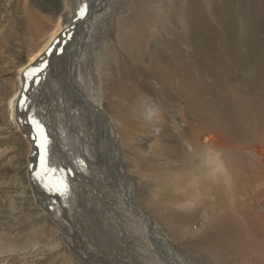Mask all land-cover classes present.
I'll return each mask as SVG.
<instances>
[{"label":"rangeland","instance_id":"obj_1","mask_svg":"<svg viewBox=\"0 0 264 264\" xmlns=\"http://www.w3.org/2000/svg\"><path fill=\"white\" fill-rule=\"evenodd\" d=\"M156 1L157 0H152V2H150V7L145 8L146 13H150L151 16L159 19L162 16L161 13L166 10V7H170L167 9L170 10L172 14L171 21L173 30L167 28L166 19H159L156 22L155 28L157 29V34L149 27V24L152 27V23H145L146 26L149 27L146 29L144 28L147 35L145 41H149L150 48L148 49H152V51L148 53V61H140L138 65L146 67L147 64L158 62L159 66H163L164 64L162 63H168L170 65L168 66L171 73L169 76L170 78L173 72L175 73L179 70L185 78H188L189 84L193 86V88L191 87V95L196 98L199 97L202 100L205 106V114L211 112V115L202 122L204 125H202V131L208 130L209 133H214V130L216 133L217 130L219 132L222 128L221 132L230 136L229 139L234 145V151L240 153L236 155L237 159L239 158L238 163L240 164L242 161L241 166H244L246 169V172H244L245 169H243V167L241 168V176L245 174V177L248 176L250 171L255 169L256 164L259 165V161L252 155V152H250L251 149L245 151V146L248 147L250 144L252 146H264V0H169L170 3L168 0H159L160 5H156ZM71 2L72 0H0V264H142L134 258L137 254H135L136 246H134L132 238L125 237L128 238V240L123 239L121 241V239L113 237L114 235L120 236L119 233L114 232V229V231L109 232L107 235L97 233L99 229H107V227H105L106 224L111 225L103 220V214L108 216V214L104 212L106 206L104 209H101V213L99 211L94 212L93 210L87 209L88 207H85L86 205L84 202L85 198L88 196L87 192L83 194L80 199L76 196V187L78 185H84L82 181L89 182V179H85L84 176V178L80 177L82 175L81 171H78L74 164L77 166L86 164L89 166L88 171L92 172V176L93 174H99L102 177L105 182L95 181L96 190L98 191L102 186H108V184L114 186L120 184L119 174L113 165V155L108 153L107 156V154L104 155L91 152L88 157L89 148L85 149L84 144L73 136L75 132L79 131L77 127L74 126L70 128L72 143L75 145L71 150V159L73 163L70 165L65 164L67 161L63 158V149L61 152L57 151L55 153L57 145L54 147L52 144L51 149H49L48 142L46 145V151H49V153L46 152L47 164L51 169H55L56 171L54 174L48 172L45 177V169L41 167L40 158H38L39 160H37L35 164L32 158L33 146L21 132L22 130L18 126L20 122L17 125V113L20 117L26 114V109L21 110L18 108L21 99L25 100L24 104H27V99H31L32 102L36 100L37 105H42L43 109L46 110L48 115L46 119L53 120L52 117H56V119L59 118L63 120L62 118H68L65 117L60 107L56 108V106L58 107L59 98L63 99V107L65 110L74 111L77 107L78 111H85L93 116L94 111L92 109L95 110L98 106H102V102L98 105L99 93H96L95 90H99L103 98L109 91H116L117 94L120 93L121 95H125L126 91L129 89L128 83L126 84L125 81V74L129 71H135V68L131 67V65L126 66L123 61H118V56L116 57L114 52L116 51V54L120 51H118L116 47L110 54L112 56L109 57V55H107L109 43L99 42V39L96 38L98 35L101 37V34L104 33L108 38L110 30L109 25L111 22L113 26L111 30L115 31L116 27H118L116 19L121 15L117 8L121 2L119 0H102V4L98 6V8H103V14H105L103 16L101 15V19H103L102 26L104 24L108 29L103 30V28L100 29V27L94 26L90 31L85 33L89 35L90 40L87 36H84V34L81 41L78 42V37L81 33H84V28H86V23L83 22L75 29L76 31L70 32L69 37H67V35L61 40L58 49L59 54L56 59H52V62L54 61L51 66L52 77L55 73L58 78H60V76L64 77V80L60 78L63 84L69 79L68 84L77 88V92L72 90L70 92L69 90L64 92L57 87L52 89L54 91L51 92L52 90L49 88L51 84L48 83L50 81L47 79L52 78L47 76V79H45V71L42 70L40 66L43 61L36 64V69L40 70L32 77V79H34L36 76H39L40 81L35 83L30 79L31 82H29L32 88L30 85V87L28 86L29 89H25V86L23 87V71L20 73V69L28 62L33 53L43 47L55 30L61 29L64 24L69 22L71 8L73 10V7L70 5ZM127 3L129 5L130 0H126V5ZM126 5H120L121 7H125V9L120 10L121 12L124 11V13L129 14L127 10H129L130 7ZM85 11L87 12V10ZM188 12L192 13L189 15L193 18L188 27L185 28L186 34L184 35L183 32L179 33L178 31L183 24L180 23L177 18L180 17L179 19H181L182 16ZM157 13H160V15ZM144 16H146V14ZM198 16H200L202 20V25L204 24L203 28H201L202 25L201 27L198 26ZM233 17L235 18L233 19ZM87 18L85 15L84 19ZM79 30H82V32L80 33ZM150 33H153L152 36ZM165 41L168 44L166 43L164 46L161 45V43ZM159 46H163L166 52L159 54ZM200 58H202L201 61H199ZM159 59L163 61H155ZM66 61L67 63L71 62L69 65V75L67 71L68 67H65ZM127 62L131 63L132 61ZM77 67H79V71H76ZM71 68L73 69L72 71ZM156 70L157 69H155V71ZM162 70L161 71L165 73V69ZM169 70L166 69V72ZM29 72L30 71L24 73V78L26 80L29 79L26 75ZM156 77L158 76H155V78ZM149 78L150 77H148V79ZM175 79L170 86H165L158 78L156 79V82L158 81L157 84L161 85L159 92L162 94L161 97H163V101L165 100L167 103L164 102L166 109L168 108L172 111L173 108L183 107L185 110L182 109V112L186 115H184L185 119L187 117L186 120H188V125L191 126L193 121L199 125L200 121L197 119L198 113L201 115L202 112H197L198 115L195 114L194 107H188L191 103L189 99L187 102L182 97L176 96L177 91L183 86L181 80L180 82L178 81L183 78ZM260 79L262 80L260 81ZM53 81L59 85L57 80ZM43 82H45V84ZM78 85L83 87L82 92H80ZM190 86L188 87L190 88ZM28 91H31L29 95ZM220 94H224V96L235 94L232 96L234 98L233 103H236L235 105H238L240 108L242 107L244 112L240 111L237 107L233 106L234 109H232L230 105L222 103L219 100ZM15 95L17 96V102L15 101L14 103L17 104H14L15 108L11 110L10 102ZM43 95L47 100L43 98ZM145 96L147 97V95ZM236 96L239 97V100ZM149 97L152 99V102L158 100L156 94H150ZM171 97L177 103L179 102V104L174 105L172 103V105ZM33 98H35V100H33ZM52 98H54V102ZM135 99L137 98L133 96V100L130 101V103ZM168 102H170V107ZM212 104L213 106H211ZM105 105L107 106L108 102H105ZM23 107H27V105ZM89 107L92 109L90 110ZM102 109L106 110L104 106H102ZM12 113L15 114L13 120L11 118ZM236 113H246L243 114V116L247 118V122L244 124L245 128L242 123L238 124L237 122V124H233L230 121L233 115H235L234 117L237 116ZM175 116L176 118L179 117L177 115ZM42 117L41 114H36V121H39L40 125L44 120ZM248 123L250 126L247 125ZM199 126L201 127V124ZM204 127L205 129H203ZM226 128L227 130L229 129L228 132ZM251 130L253 136L249 133ZM43 133L46 135L44 131ZM259 134H262V136ZM157 137L158 142H160L159 135ZM145 138L146 140L143 139L144 143L141 142L140 144L143 145L141 146L143 150L153 141L149 139V135L148 138L147 136H145ZM87 140L92 144L99 145L96 142L94 131H91L90 135L88 134ZM163 142L168 145L167 147H159L160 144L157 145V147H159L157 154L163 153L164 156L168 155V157H170L169 141L165 139ZM238 144H240V148ZM82 149L86 150V157L82 161H79L77 155H79V151ZM39 153L41 152L37 151V154ZM251 155L254 157H251ZM105 157L106 160H108L107 172L103 171V160ZM30 161L35 164V177H37L39 186L42 189V194L39 192H37L39 194L35 193V188L32 182H30ZM249 165L252 166V170ZM117 166L120 167V163H117ZM178 166L179 165L176 163L175 167ZM48 176H52V178ZM85 176L90 177L88 173H85ZM56 177L63 178V182L67 181L69 178L67 181V191L64 195H60L59 192L52 187L55 185L54 179ZM245 177L242 176L239 180L242 181ZM69 184L72 186L70 189L68 188ZM240 186L242 189H245V191H250L248 182H241ZM120 188H122V186ZM39 195H42L41 197L44 198L45 202H47V200L52 201L54 204L53 206H55L56 209L59 208L60 212L63 213L64 211L65 214H61L60 219H62L61 221L65 226H68L67 228L72 230L69 231L74 237L71 238L72 246H70L69 242L65 239L68 232H66V229L62 231L61 228H63V225L61 221L55 218L62 227L58 226L51 218V215L40 206ZM47 195H49V198ZM95 205L96 201L92 204V207ZM61 208H63V210H61ZM107 210H111L110 207ZM144 213L155 220V218L146 211ZM196 214L191 217L190 220L186 217L185 221L188 226L195 220L194 217H196ZM137 219L138 222H141L143 225L144 230H146L144 224L146 219L143 216H137ZM122 220L124 219L121 218L120 222L124 227L123 222L125 220ZM150 222L153 223L151 219ZM255 222L256 223H253L254 229L261 228V225L257 221ZM183 224L185 225V223ZM110 227L113 228L114 226L111 225ZM190 227L191 226H189V228ZM161 231L167 235L164 229H161ZM187 232L189 233L187 234ZM178 233H180V231ZM183 233L185 234L182 235H189L187 239H197L190 229L183 231ZM128 234L129 233H127V236ZM213 234L218 236L217 233ZM227 234L230 235V238H240L231 231H227ZM96 235H101V237H96ZM102 236L104 238L108 236L107 242L104 241ZM207 238L209 237L207 236ZM211 239L213 241L215 240V242L219 241L218 237H211ZM263 240L264 237H260V244L264 242ZM88 242L89 245L91 244L90 246H87ZM170 243L172 247L174 246L178 254H182V252L185 251L184 248L180 250L172 241ZM183 243H186V238ZM202 243L204 242L200 241L195 244V248L189 246V249H198L195 253L203 256V262H205V264H212L214 261H216L215 264H226L227 261L231 264H237V262L239 264V262L244 263L245 261L246 263L249 260L248 256L243 258L241 256L237 257L233 253V255H229L228 247H226L227 250L224 248V251H220V260H211L214 257L213 255L207 260L205 258L209 253H215H213L214 250L210 251L208 248V253H206V250L203 249L204 246L201 248ZM120 244L122 246H120ZM85 245L88 248L85 247ZM73 246L77 249L81 247L78 251L73 252L71 249ZM206 246H208V244H206ZM81 251H83L84 254ZM73 253L83 258L84 263L80 262ZM244 254L245 253H241V255ZM255 257L256 255L253 254L252 258ZM185 259H188L187 256ZM259 259H257L258 262H260L258 264H264V258H261L260 261ZM189 263L203 264L202 262L193 263L192 261H189ZM248 263L256 264V261L252 260L247 262V264Z\"/></svg>","mask_w":264,"mask_h":264},{"label":"bare ground","instance_id":"obj_2","mask_svg":"<svg viewBox=\"0 0 264 264\" xmlns=\"http://www.w3.org/2000/svg\"><path fill=\"white\" fill-rule=\"evenodd\" d=\"M119 1L121 2L119 6H117V8L119 9V13H121V15L116 19L118 27H116L115 31L111 30L113 27L111 25V22V24L109 25L110 30L108 38L105 33L101 34V37L99 35H96V38L99 39V42L102 41L106 44L109 43L107 54L109 55V57L112 56L110 54L113 50H115L116 47L118 48V51H120L116 53L118 55L115 54L116 51L114 52V55L116 57L118 56V61H123L126 66L131 65V67L135 68V71H129L125 74V81L126 84L128 83L129 88L126 91V94L121 95L120 93L117 94L116 91H109L102 98L100 95V91L95 90L96 93H99L98 105H100L102 102V106H104L108 111L103 110L102 106H98L95 110L89 107L90 110L92 109L94 111L93 116L88 112L78 111L77 107L74 109V111L65 110L63 107L64 101L63 99L59 98L58 107L56 106V108L60 107L65 117L68 118H62L63 120L59 118L56 119V117H52L53 120L46 119L48 115L46 110L43 109L42 105L38 106L35 98H33V100H35L33 102L31 101V99H27V104H24L27 105V107H21L20 105L18 107L21 110L26 109V114L23 117H20L17 113V125L20 122V125L18 126L22 130L21 132L23 133L24 137L31 143L37 154V151L41 152V149L38 147V144L41 141L38 136V130L34 127L32 121L36 120V114H41V116H43L42 119H44L43 121L41 120V125L43 126L42 129L47 136L49 149H51L52 144L54 145V147L55 145H57V150L55 151V153L57 151L61 152L63 149V158L66 159L67 162L65 164L67 165L73 163L71 159V150L75 145L72 143L70 128H73L74 126H76L79 131L75 132L73 136L77 138L79 142L84 144L85 149L89 148L88 157L91 152H97L104 155L107 154V156L108 153L113 155V165L115 166V169L119 174L120 184L115 186L108 184V186H102L98 191L96 190L95 181L105 182L103 181L102 177L99 174H93L92 176V172L88 171L89 166L86 164H81L80 166L74 164V166L77 167L78 171H81L82 175L80 177L89 179V182L82 181L84 185H76V196L80 199L81 196L83 194H86L87 192L88 196L85 198L84 202V204L86 205L85 207H88L87 209L93 210L94 212H100L102 211L101 209H104V207L106 206L104 212L107 213L108 216L103 214V220H105L106 223L113 225L114 227L112 228L110 227L111 225L103 224L105 225V227H107V229L103 227L104 229H99L97 233L107 235L109 232L115 230L114 232L119 233L121 237L117 235H114L113 237L119 238L121 239V241L123 239L128 240V238H132L134 246H136L135 254L137 255H135L134 257L136 258V261L141 262L142 264H191L189 263V261H192L193 263L202 262L203 264H205V262H203V256L195 253L198 249H189V246L195 248V244L202 241L204 242L201 244L202 246L200 244L199 245L201 246V248H203L204 246L203 249L206 250V253H208L207 248L210 251L214 250L213 253H215H209V255L205 258L207 260H209L212 255L214 257L211 260H220V251H224V248L227 250L226 247H228L229 255L235 254L237 257L241 256L243 258L248 256L249 260L247 262L254 260L256 261V264L260 263L257 259L260 258V261L261 258H264V242L260 244V237H264V146H252L251 144H247L248 147L245 146V151H249L251 149L250 152H252V155L257 158V161H259V165L256 164V167L254 166L255 169H253V171H250L248 176L245 177L246 174L242 175L245 178L240 181L239 179H241L242 177L240 174V170L242 167L243 169H245L244 166H241L242 161L240 164L238 163L239 158L237 159L236 155L240 153L234 151V145L229 139L230 136L222 133V128L219 130V132L217 129H215L218 133H215L214 130V133H209L208 130L202 131V122L211 115V112L205 114V106L202 100L199 97L196 98L195 96L191 95V87L193 88V86L189 84L188 78H185L180 70H175L176 72H173L170 78L169 76L171 73L168 69V66L170 65L168 63H162L164 65H161L162 69H165V73L162 72V69V71L160 70L161 66H159L158 62H149L150 64H147L146 67L138 65L140 61H148V53L152 51V49H148L150 48L149 41H145V38L147 39L145 29L150 27L151 29H153L152 31L157 34V29L155 28V24H157L156 22L159 19H166L167 28L173 30V24L171 21L172 14L170 10H168L170 7H166V10H164V12H162L161 10L162 16L161 18L157 19L156 17L151 16L150 13H146L145 11V8L150 7V2H152V0H130L129 5L128 3L126 5V0ZM159 2L160 1L157 0L156 5H160ZM88 4L89 0H72V2L70 3V5L73 7V10L71 8L70 20L67 23L71 24L80 19H83L81 23H78L76 24V26H74L72 31H74L84 21L86 23L84 33H81L82 30H79L81 35L78 37V39L76 38L78 42H80L83 35L86 32L90 31V29L94 26L100 27V29L103 28V30L108 29L106 25L104 26L103 24L102 26L103 19H101V15H105L103 14V8H98V6L102 4V0H93L94 8L92 11V16H87ZM120 5H126L127 7L129 6V10H127L129 14L124 13V11L121 12L120 9H125V7H121ZM82 7L87 10V12L85 11L83 15L80 14V9ZM145 14L146 16H144ZM157 14L160 15V13ZM189 14L192 13L188 12L184 14V17L182 16L181 19H179L180 17L177 18L178 21L183 24V26H181L178 31L179 33L183 32L184 35L186 34L185 28L188 27L190 21L193 18ZM85 15L86 18H89H87L88 20L84 19ZM234 18L235 17H233V19ZM147 22L152 23V27L150 24L149 27H147L145 24ZM66 24H64L61 29L59 28L58 30H55L48 41H46V43L43 45V47H41L30 56L28 62L20 69V73L21 71L26 70L27 72L31 71L28 68L31 67L30 65L32 64V67L36 66V64L38 63V59L41 57L50 43L54 40V38L65 28ZM201 25L202 20L200 16H198V26L201 27ZM203 27L204 24L201 28ZM69 34L70 32L67 33L68 36L65 35L64 37H69ZM202 34L204 35L203 32ZM84 36H87L90 40L89 35L85 34ZM64 37L62 39H64ZM166 41L162 42L161 45L164 46L167 43ZM163 46H159V54H163L166 52V49ZM58 49L59 46L57 48V54L54 53L56 58L59 54ZM202 58H200L199 61H201ZM127 61L132 62L128 63ZM155 61L163 60L159 59ZM155 69L157 70L155 71ZM166 69L169 70L167 71L168 74L166 72ZM76 71H79V67L76 68ZM155 76L158 77L155 78ZM148 77L150 78L148 79ZM39 78V76L35 77V80H37L36 82L40 81ZM60 78L64 80V77L60 76ZM157 78L165 86H170L175 78H183L179 79L178 81L180 82L181 80L183 86L179 89V91H177L176 96L182 97L187 102L189 99V102H191L190 104H192L193 106L187 103L189 104L188 107H194L195 114H197V112H202L201 115L200 113H198L199 115L197 114V119L200 121L199 125L201 124V127L197 123H195V121H193L191 126L188 125V120H186L187 117L185 119L186 115L184 114V112H182V109H184L183 107L173 108L172 111L167 108V111L164 104V102L166 103V101H163V97H161L162 94H160L159 92L161 85L157 84ZM45 79H47L46 76ZM35 80H33V82H35ZM47 80L50 81L48 83H50L51 86L48 87L51 90L55 89V87L64 92H67L68 90L69 92L71 90L77 92L76 90H78L77 88L71 89L67 81H65L63 84V81L55 79L53 77L52 79L48 78ZM53 80H57L59 85H57V83H55ZM261 80L262 79H260V81ZM43 83L45 84V82ZM188 86H190V88ZM78 88L80 89V92H82L83 87L81 85H78ZM166 88L170 90L168 87ZM53 91L54 90H52L51 92ZM30 93L31 91H28V95ZM150 94H156L158 100L152 102V99L149 97ZM145 95H147V97ZM233 95L224 96V94H220L219 100L226 105H230L232 109H234V107H237L240 109V111H243L242 107L240 108L238 105H235L236 103H233ZM133 96L137 99L130 103V101L133 100ZM237 98L239 100V97ZM16 99L17 96L15 95L10 102L11 110L15 108L14 104H17L14 103ZM52 99L54 102V98ZM105 102H108L107 106L105 105ZM169 103L170 102H168V104ZM172 103L174 105L179 104V102L177 103L173 99L171 104ZM170 106L171 105L169 104V107ZM211 106H213V104ZM243 114L236 113L237 116L234 117L235 115H233L230 121L233 124H237V122L238 124L242 123L244 127V124L247 122V118H245ZM14 115L15 114L13 113L11 114L12 120L14 118ZM175 115L179 117L176 118ZM247 125H249V123ZM203 129H205V127ZM91 131H94L96 142L99 145L92 144L87 140L88 134L90 135ZM228 131L229 129L227 130V132ZM249 133L250 135H252V130ZM148 135L149 139H152L153 141L151 140L152 143L146 146L147 148L143 150L141 149V146L143 145L140 144L144 141L143 139L146 140L145 136H147L148 138ZM158 135L160 142H158L157 140ZM260 136H262V134ZM165 139L169 141L171 154L170 157H168V155L164 156L163 153L157 154V150L159 149V147H167L168 144L166 145V143L163 142ZM159 144L160 146L157 147V145ZM239 146L240 144H238V147ZM85 149L79 151V155H77L79 161L85 159ZM46 152L49 153V151ZM252 155L251 157H254ZM40 157L41 153L33 155L32 158L35 164ZM117 163H120V167L117 166ZM176 163L179 165L178 167H175ZM249 166L251 169L252 166ZM34 169L35 166L33 168V172ZM107 169L108 160H106L105 157V159L103 160V171L107 172ZM244 172H246V169L244 170ZM85 173H88L90 177L85 176ZM35 175V172L31 175L32 185L34 186L36 193L39 192L40 194H42V189L40 188L37 177H35ZM48 177L52 178V176ZM60 179L61 178L56 177L54 179V182L56 183ZM67 181H65L64 183L67 184ZM241 182H248V184L250 185L249 192L245 191V189H242V187L240 186ZM68 186L69 189L70 187H72L70 184ZM121 186L122 188H120ZM41 196L39 195L40 206L43 207L46 212L51 215V218L58 226L62 227L55 218L61 221L62 219H60V215L63 214L64 211L63 213L60 212L59 208L56 209V207L53 206L54 204L52 203V201L47 200V202H45L44 198ZM47 196L49 198V195ZM95 201L96 205L92 207V204ZM109 207L112 211L107 210ZM61 210H63V208H61ZM145 211L153 216L156 221L151 217H148L144 213ZM195 214V220L189 225L191 226L189 228L185 219L187 217V219L190 220V218ZM137 216H143L146 219L144 221L146 230H144L141 222H138ZM121 218L125 220H122L124 221V227L120 222ZM150 219L153 221V223L150 222ZM255 221H257L261 225V228L254 229L253 223H256ZM61 223L63 225V228L66 229V232H68L65 236V239L69 242L70 246H72L71 238L74 237L69 233L71 229L67 228L68 226H65L62 221ZM183 223H185V225ZM161 229H164L167 235L164 234ZM187 229H190V231H192V234L194 233V236H196L197 239H187V236L189 237V235H182L185 234L183 233V231H187ZM179 231L180 233H178ZM227 231H231L234 235H237L240 238H230V235L227 234ZM127 233H129L128 236ZM188 233L189 232H187V234ZM213 233H217L218 236ZM207 236L209 238H207ZM96 237H101V235H96ZM211 237H218L219 241L215 242V240L213 241ZM107 238L108 236L104 238L105 242H107ZM185 238L186 243H183ZM171 241L175 246L177 245L180 250H183L184 248L185 251H183L182 254H178L174 246L172 247L170 243ZM206 244H208L209 247L206 246ZM90 245L88 242L87 246ZM87 246L85 245V247ZM120 246L122 245L120 244ZM71 249L73 250V252L78 251V249L74 246ZM81 252L83 253V251ZM241 253L245 254L241 255ZM253 254L256 255L255 258H252ZM73 255L78 258L80 262L84 263L83 258H80V256H77L74 253ZM186 256L188 258L187 260L185 259ZM215 262L216 261H214L212 264H215ZM247 262H239V264H247ZM229 263L230 262L228 261L226 262V264Z\"/></svg>","mask_w":264,"mask_h":264},{"label":"water","instance_id":"obj_3","mask_svg":"<svg viewBox=\"0 0 264 264\" xmlns=\"http://www.w3.org/2000/svg\"><path fill=\"white\" fill-rule=\"evenodd\" d=\"M93 8H94V6H93V0H89V4H88V15L87 16H92V11H93ZM89 19V18H88ZM87 19V20H88ZM86 20V21H87ZM83 21V19H80V20H78V21H76V22H73V23H71V24H69V23H67L66 25H65V28L54 38V40L50 43V45L47 47V49L44 51V53L41 55V57L38 59V61L37 62H39V61H43L41 64H40V66L42 67L41 69L42 70H44L45 71V76L47 77V76H49V77H51L52 78V73H51V66H52V64H53V62H52V59H56V56L54 55V53H56L57 54V48H58V46L60 45V42H61V39L65 36V35H67V33L68 32H71L72 30H73V28H74V26H76V24H78V23H81ZM85 22V21H84ZM63 42V41H62ZM40 63V62H39ZM70 63L71 62H69V63H67V61H66V63H65V67H68L67 69V71H68V75H69V72H70V67H69V65H70ZM33 65V64H32ZM32 65H30L31 67H29L28 69H30V70H32V69H35V68H37V67H32ZM61 65V64H60ZM47 69V70H46ZM73 69L71 68V71H72ZM25 72H27V71H23V74H22V77H23V87L25 88V89H29L28 88V86L31 84L30 82L31 81H33V80H35V78L34 79H32V77L34 76H32L31 78H29V79H25L24 77H25ZM75 77V76H74ZM53 78H55V79H58V80H61L60 78H58V76L55 74V75H53ZM30 79H32L31 81H30ZM30 81V82H29ZM37 80H35V82H36ZM67 82H68V79H67ZM69 87L72 89H74V87H72L71 85H69ZM34 154H36V150L33 148V155ZM33 168H34V162H33V164H32V161H30V167H29V175H30V177H31V174L32 173H34L33 172ZM31 182V181H30ZM32 187V186H31ZM32 189H33V187H32ZM33 192H34V189H33ZM35 193H36V191H35ZM127 194V193H126ZM62 229V231L64 230V228H61Z\"/></svg>","mask_w":264,"mask_h":264},{"label":"snow or ice","instance_id":"obj_4","mask_svg":"<svg viewBox=\"0 0 264 264\" xmlns=\"http://www.w3.org/2000/svg\"><path fill=\"white\" fill-rule=\"evenodd\" d=\"M85 12V8L82 7L80 9V14L83 15ZM40 69H32L27 75L28 78H31L33 75H35L36 72H38ZM20 106L23 107L25 100L21 99L19 102ZM34 127L38 130V136L40 138V143L38 144V147L41 149V157H40V163L42 169H45L44 175L47 176L48 172H52L53 174L55 173V169H51L46 160V145L48 143L47 136L44 135L42 125H40L39 121L33 120L32 121ZM55 190L59 192L60 195H64V193L67 191V184L63 182V178H61L59 181L53 185ZM51 190V189H50Z\"/></svg>","mask_w":264,"mask_h":264}]
</instances>
